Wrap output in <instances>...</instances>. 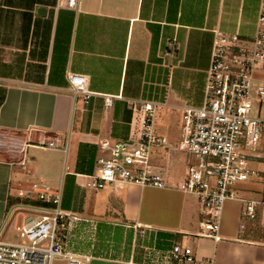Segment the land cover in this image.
Masks as SVG:
<instances>
[{
  "label": "crops",
  "instance_id": "obj_1",
  "mask_svg": "<svg viewBox=\"0 0 264 264\" xmlns=\"http://www.w3.org/2000/svg\"><path fill=\"white\" fill-rule=\"evenodd\" d=\"M261 2L79 0L72 9L59 5L63 0H0V234L31 213L21 208L26 203L9 207V201L27 200L19 194L38 177L32 165L38 150L65 152L68 160L72 148L71 171L60 187L51 186L70 215L68 250L86 245L90 253H77L89 255L88 264H139L144 247L168 249L174 242L191 246L202 264H264V241L245 232L252 223L242 227L244 201H264V170L256 177L263 183L259 196L236 191L225 202L219 238L204 235V215L194 194L107 184L92 189L87 202L83 190L102 154L101 140L139 136L140 122L129 100L160 104L158 116L164 119L157 118L156 128L169 147L158 149L153 163L170 184L182 179L193 158L178 147L179 138L169 140L174 123L168 121L181 123L184 106L205 102L216 32L254 35ZM39 7L46 14H39ZM68 72L89 77L95 93L89 103L71 91ZM119 94L123 98L107 109L103 95ZM56 139L62 146L49 148Z\"/></svg>",
  "mask_w": 264,
  "mask_h": 264
},
{
  "label": "built area",
  "instance_id": "obj_2",
  "mask_svg": "<svg viewBox=\"0 0 264 264\" xmlns=\"http://www.w3.org/2000/svg\"><path fill=\"white\" fill-rule=\"evenodd\" d=\"M63 5L75 9L79 0H63ZM264 71V0L261 2L258 28L254 35L217 31L211 61L207 71L205 102L201 107L182 108V128L178 147L192 157L185 174L170 184L166 174L153 163L160 148L169 147L168 140L157 128L160 104L129 100L128 107L140 122L136 139L111 143L100 142L102 154L87 186L101 189L107 184L136 183L154 187H173L194 194L200 203L204 220V235L219 238L224 204L236 197L235 186L259 176L251 160L264 159V116L254 115L255 102L259 111L264 104V83L257 77ZM74 94H82L85 103L95 95L89 89V77L68 72ZM107 109L122 95H103ZM63 142L52 140L49 148H59ZM25 166V164H23ZM22 198L38 202L23 204L31 213L14 228L26 242H10L0 234V264H54L56 259L67 264H88L89 255L68 250L67 230L70 215L62 208V195L44 182L21 189ZM242 227L264 216V201L245 200ZM77 219V218H76ZM248 223V225H247ZM144 261L139 264H202L191 246L174 242L170 248L144 247ZM209 262V261H208ZM210 263V262H209Z\"/></svg>",
  "mask_w": 264,
  "mask_h": 264
},
{
  "label": "rangeland",
  "instance_id": "obj_3",
  "mask_svg": "<svg viewBox=\"0 0 264 264\" xmlns=\"http://www.w3.org/2000/svg\"><path fill=\"white\" fill-rule=\"evenodd\" d=\"M208 58H209V55L204 56L205 64H206V61ZM256 77L262 83H264V71H258L256 73ZM203 104L199 105L198 107L203 106ZM188 106H190V105H188ZM259 106H260L259 102H255L253 114L254 115L260 114V115L264 116V104L262 105V112L261 113L259 111V108H260ZM157 118H158L159 122L163 123V119H164L163 115H159ZM167 120H168V117H167ZM168 122L170 123V125L172 123H174L173 126L171 127V129L169 130L171 132L169 134V137H168L169 140L172 139L173 137L176 139H178V138L180 139L182 121L180 123V121H172L170 118V120ZM179 139L176 141L177 144L179 143ZM71 153H72V148H71L70 154ZM70 154H69L68 160H67V154L65 152H60V151L51 150V149L38 150V152L36 154L37 159H35V162L32 163V165L35 164V166L37 168V169H35V168L34 169L38 173V177H36V178L34 177L33 179L38 180L40 182L48 183V184L55 186V187H60L62 185V181L65 179V177H67V173L69 171H71V169H70V162H71ZM166 155H168V151H166ZM155 160L157 162L160 161L161 160L160 156H156ZM250 165L253 166L258 171V173L261 174V172H263V170H264V159L251 160ZM33 179L32 180L30 179L31 182H28L25 185H27V187L31 188L33 183H34ZM84 187H85V188H83L84 193H85L84 198L87 200V202H89L93 197L92 194H93L94 190H92V188H89L88 186H86V184L84 185ZM262 189H263V183H262V181L258 180V178H253L247 182H239L235 186V190L238 192H241V195L243 193H245L246 195H249V196H253V195L259 196ZM246 206H247V203L244 201L243 210H245ZM89 212H90L89 209L88 210L85 209V214H89ZM23 218L24 217L21 216L18 219V223H21ZM244 230H245V232H248V233H249V231H253L252 232V238L264 241V216L262 214H260L258 219L256 221H254L250 227H247ZM1 237H2V239L6 240V241H10V242H26L27 241L25 238H21L19 236V234L15 230V228H8V226L6 227V230L3 231V234L1 235ZM167 242H170V241L167 240ZM74 248L76 250V253L77 252H80L82 254L90 253L88 247H86V245H84V244H80V245L76 244V245H74ZM162 249H163V247H162ZM54 264H67V263L65 260L56 259L54 261Z\"/></svg>",
  "mask_w": 264,
  "mask_h": 264
},
{
  "label": "trees",
  "instance_id": "obj_4",
  "mask_svg": "<svg viewBox=\"0 0 264 264\" xmlns=\"http://www.w3.org/2000/svg\"><path fill=\"white\" fill-rule=\"evenodd\" d=\"M3 97L0 99V104L3 102ZM26 203V204H37V205H39V203L38 202H35V201H30V200H21V199H19V198H16V199H10V201H9V207H11V206H13L14 204H16V203ZM253 232V231H252ZM255 232V231H254ZM242 236H244V235H242ZM246 237V236H245Z\"/></svg>",
  "mask_w": 264,
  "mask_h": 264
},
{
  "label": "water",
  "instance_id": "obj_5",
  "mask_svg": "<svg viewBox=\"0 0 264 264\" xmlns=\"http://www.w3.org/2000/svg\"><path fill=\"white\" fill-rule=\"evenodd\" d=\"M46 10H47V9L44 8V7H39V9H38V13H39V14H44V13L46 14ZM42 11H43V13H42Z\"/></svg>",
  "mask_w": 264,
  "mask_h": 264
}]
</instances>
